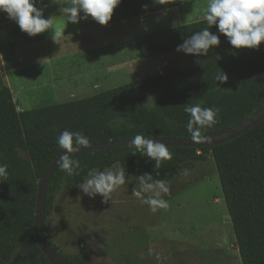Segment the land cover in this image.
Listing matches in <instances>:
<instances>
[{
	"label": "trees",
	"instance_id": "16d2710c",
	"mask_svg": "<svg viewBox=\"0 0 264 264\" xmlns=\"http://www.w3.org/2000/svg\"><path fill=\"white\" fill-rule=\"evenodd\" d=\"M159 1L121 0L116 8L136 18L162 7ZM184 1L166 0V6ZM206 26L199 20L137 35L133 39L136 57L173 52ZM211 31L220 43L206 56H199L194 65L162 71L88 98L18 111L10 89L0 86V164H6L8 172L7 181L0 183V264H50L37 247L32 223L40 176L63 152L57 144L62 131H80L90 144L129 140L137 134L150 139H191L186 131L190 118L184 111L186 104L219 109L217 123L202 134L226 131L264 105V43L257 49H234L215 26ZM220 70L227 74L226 83L215 80ZM169 151L171 161H162L160 168L131 147L73 155L81 168L71 177L58 165L46 190V242L55 247L46 225L55 194L78 187L90 169L117 167L133 179L148 173L156 180L166 166L205 161L210 154L241 264H264V120L217 146L169 147ZM175 177L172 175L167 184ZM57 253L71 264H85L80 256H64L58 249Z\"/></svg>",
	"mask_w": 264,
	"mask_h": 264
},
{
	"label": "rangeland",
	"instance_id": "374dc122",
	"mask_svg": "<svg viewBox=\"0 0 264 264\" xmlns=\"http://www.w3.org/2000/svg\"><path fill=\"white\" fill-rule=\"evenodd\" d=\"M207 3L185 0L167 7L166 0H160L162 7L136 18L115 8L112 19L126 20L132 30L125 37L118 25L112 39L116 34L128 47L137 35L199 21ZM131 54L126 48L116 56L129 58ZM134 57L116 64L120 76L109 86L186 68L199 59L176 50L146 59ZM172 175L176 177L167 184L169 193L162 194L169 207L155 213L132 195L140 187L139 180L127 175L126 183L113 191L107 203L100 196H85L79 186L57 192L46 221L52 243L62 255L80 256L85 264H241L211 155L182 167L166 166L156 179L169 181Z\"/></svg>",
	"mask_w": 264,
	"mask_h": 264
},
{
	"label": "clouds",
	"instance_id": "9594fccd",
	"mask_svg": "<svg viewBox=\"0 0 264 264\" xmlns=\"http://www.w3.org/2000/svg\"><path fill=\"white\" fill-rule=\"evenodd\" d=\"M37 0H0V12L6 13L8 19L14 21L19 29L30 37L49 31L53 19L44 18L42 10L34 5ZM121 0H71L70 6H64L60 11L64 14L66 23L76 24L81 19L89 17L101 26L107 25L112 18L113 10ZM83 13L81 16L80 14ZM206 27L194 32L184 39L176 48L177 52L186 55L206 56L209 49L219 45L217 34L211 31L215 26L218 33L227 38V42L234 49H257L264 43V0H208L201 16ZM64 30H56L52 39L54 42L64 36ZM216 82L221 84L228 80L227 74L221 70L215 76ZM184 111L190 118L186 124V131L195 144L211 142L202 134L203 129L217 123L219 109L201 107L200 104H186ZM58 146L63 149V155L58 161L59 168L69 177L78 175L81 168L80 161L72 157V153L90 145L89 138L80 131H62L57 138ZM142 156L155 162L160 168L162 161H171L172 154L169 146L137 134L130 140V146ZM7 165L0 164V183L7 181ZM139 189H133L132 195L149 206L155 213L158 209H167L168 202L162 194H168L170 189L166 180L153 179L151 174L145 173L138 177ZM126 183V174L123 169L101 171L90 169L88 178L79 185L81 192L94 199L102 197L104 203L110 199L113 191Z\"/></svg>",
	"mask_w": 264,
	"mask_h": 264
},
{
	"label": "crops",
	"instance_id": "0c3cea01",
	"mask_svg": "<svg viewBox=\"0 0 264 264\" xmlns=\"http://www.w3.org/2000/svg\"><path fill=\"white\" fill-rule=\"evenodd\" d=\"M70 4L71 0H37L34 6L42 10L44 18L52 17L53 25L34 37L22 34L18 25L0 12V80L10 89L18 111L112 89L110 82L120 76L116 64L137 58L132 48L134 38L128 47L116 39V34L112 39L113 28L118 25L125 37L131 36L132 27L126 20L111 18L104 26L90 17L76 24L66 23L60 9ZM56 30H64L65 37L54 42ZM126 48L132 51L131 57L116 56ZM36 103L41 106L33 107Z\"/></svg>",
	"mask_w": 264,
	"mask_h": 264
},
{
	"label": "water",
	"instance_id": "95a60500",
	"mask_svg": "<svg viewBox=\"0 0 264 264\" xmlns=\"http://www.w3.org/2000/svg\"><path fill=\"white\" fill-rule=\"evenodd\" d=\"M263 120H264V105L259 110L254 112L252 115L242 120L241 122L233 125L226 131L219 130V131L205 133L204 134L205 137L210 138L211 141L210 143L206 142L201 144H195L194 142L191 141V139H173V138H154L153 140L162 142L169 147L210 148L213 146L226 143L241 136L242 134L247 132L255 125L259 124ZM130 140L131 139L124 141L103 143V144H90L88 147L80 148L77 152L72 153V156L86 151L108 150V149H115L121 147H129ZM61 155H63V152L59 153L50 162V164L43 170L40 176L37 186L36 202H35V209H34L33 223H32L33 235L37 247L44 256V258L50 264H71L68 260H66L57 253L56 247H52L46 242L43 234V228L45 223V204H46L47 185L51 174L53 173L54 169L58 166V161Z\"/></svg>",
	"mask_w": 264,
	"mask_h": 264
}]
</instances>
